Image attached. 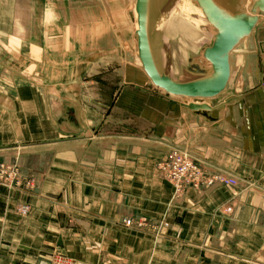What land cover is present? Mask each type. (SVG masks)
<instances>
[{
  "label": "crops",
  "instance_id": "0c3cea01",
  "mask_svg": "<svg viewBox=\"0 0 264 264\" xmlns=\"http://www.w3.org/2000/svg\"><path fill=\"white\" fill-rule=\"evenodd\" d=\"M134 1L0 0V150L35 185L0 186V264H264V24L194 112L140 67ZM173 148L236 184L177 195Z\"/></svg>",
  "mask_w": 264,
  "mask_h": 264
},
{
  "label": "water",
  "instance_id": "95a60500",
  "mask_svg": "<svg viewBox=\"0 0 264 264\" xmlns=\"http://www.w3.org/2000/svg\"><path fill=\"white\" fill-rule=\"evenodd\" d=\"M194 1L202 9L207 22L216 30L212 44L203 49V59L210 65L208 69L195 65L191 71L199 77L187 82L175 81L159 71L149 36L151 0L136 1L138 56L155 87L171 96L192 99L193 103L187 105L191 111L206 112L210 107L198 102L215 98L226 90L231 76L230 55L264 19V0H251L248 10L236 14L221 7L215 0Z\"/></svg>",
  "mask_w": 264,
  "mask_h": 264
},
{
  "label": "rangeland",
  "instance_id": "374dc122",
  "mask_svg": "<svg viewBox=\"0 0 264 264\" xmlns=\"http://www.w3.org/2000/svg\"><path fill=\"white\" fill-rule=\"evenodd\" d=\"M187 1L191 3L190 5L197 6V3L194 0ZM246 1L247 0H217V2L222 3L221 5L222 7L224 6L223 8L229 9L231 13L234 14L245 11L248 8L244 4ZM181 2L182 0H151L149 14V36L154 58L159 70L170 76L175 81L187 82L196 78L195 75L190 74L187 71L188 59H202V49L205 48V46H210L212 44L216 30L208 22H206L205 25L200 26L197 30L187 25H181L184 28L180 30L182 27L179 26V28L177 24L180 20L179 17H182L185 22H188V17L197 19V15H195L193 12L185 13L181 12L179 8H177L178 4ZM135 3L136 0L134 1V6ZM173 12L179 16V19H177L178 21L176 20V22L174 21V16L172 15ZM168 23H170V25L173 23L174 25H169L168 28ZM263 24L264 21L260 26ZM241 62L240 64H242ZM105 67L108 74L107 82L110 84V86H112L116 84V81L112 79V77L115 76L113 72L115 71V64L105 65L103 66V70ZM140 67L142 68L141 65ZM232 71L234 74L235 69L232 70L231 68V73ZM248 71V69L245 70V72ZM223 93L221 95H223ZM181 98L182 97H176V99L179 100ZM2 151L3 150H0V154L3 155L0 157V161H3L8 165H16L15 163L12 164L10 162L11 158L8 157L9 154H5ZM3 188L9 192L14 191L11 188ZM24 191L26 192L27 190ZM29 191L33 192V190ZM23 206L29 205H18V207L13 209V213L22 218L27 217L30 211L26 216L20 213V208Z\"/></svg>",
  "mask_w": 264,
  "mask_h": 264
},
{
  "label": "built area",
  "instance_id": "2783aa9c",
  "mask_svg": "<svg viewBox=\"0 0 264 264\" xmlns=\"http://www.w3.org/2000/svg\"><path fill=\"white\" fill-rule=\"evenodd\" d=\"M3 156L0 154V157ZM158 172L161 178L173 186L177 195H182L188 189L202 191L216 184L235 185V181L228 179L221 172L210 169L202 161L194 157L188 151L180 148L171 149L165 159L159 163ZM0 186L11 188L14 191L34 189L35 185L31 180L26 181L16 165H8L0 161ZM25 192V191H24ZM227 208V212H231ZM29 206L20 208V213L27 215ZM123 224L126 227L142 228L144 222L139 219H125ZM40 264H87L72 260L60 253H55L49 261Z\"/></svg>",
  "mask_w": 264,
  "mask_h": 264
},
{
  "label": "bare ground",
  "instance_id": "6f19581e",
  "mask_svg": "<svg viewBox=\"0 0 264 264\" xmlns=\"http://www.w3.org/2000/svg\"><path fill=\"white\" fill-rule=\"evenodd\" d=\"M215 2L218 4L219 2H217V0H215ZM251 0H247L246 2H244V4H245V6L246 7H250V5H251ZM136 4V3H135ZM191 3H189V1H187V0H182V2L181 3H179L178 4V6H177V8H179V10L181 11V12H185V13H189V12H193L195 15H197V19L196 18H190V17H188V22L186 23L185 21H184V19H183V21L180 19L179 20V22L177 23L178 24V27L180 26V27H182V26H190V27H192L193 29H195V30H197V29H199V27L200 26H202V25H205V23L207 22V19H206V17H205V15H204V13H203V11H202V9L198 6V4H197V6H192V5H190ZM222 3H219V5L222 7V5H221ZM224 7V6H223ZM176 8V7H175ZM248 8L246 9V10H248ZM226 10H228V11H230L229 9H227V8H225ZM135 11H136V9H135ZM231 12V11H230ZM135 17L137 18V14L135 13ZM172 15L174 16V21L176 22V20L177 19H179V18H182V17H179V16H177L176 15V13H172ZM190 16V15H189ZM179 17V18H178ZM186 17V16H185ZM263 21H264V19H262ZM261 20V21H262ZM178 21V20H177ZM260 21V22H261ZM263 21L261 22V23H259V25H258V27L263 23ZM182 22H183V24H182ZM182 25V26H181ZM179 27V28H180ZM168 28H169V23H168ZM184 27H182V28H180V30L181 29H183ZM136 29H138V26H137V21H136ZM139 63H140V65L142 66V64H141V62H140V60H139ZM207 64V63H206ZM207 65H209V64H207ZM142 68H143V66H142ZM164 91V90H163ZM165 92V91H164ZM176 97H179V96H176ZM182 98H185V97H182ZM185 99H187V101H191V102H193V100L192 99H190V98H185ZM187 150V149H186ZM3 153H5V154H7V151H5V150H3L2 151Z\"/></svg>",
  "mask_w": 264,
  "mask_h": 264
}]
</instances>
